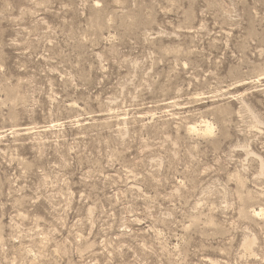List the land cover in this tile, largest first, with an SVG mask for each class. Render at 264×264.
<instances>
[{"label":"rangeland","instance_id":"1","mask_svg":"<svg viewBox=\"0 0 264 264\" xmlns=\"http://www.w3.org/2000/svg\"><path fill=\"white\" fill-rule=\"evenodd\" d=\"M0 264H264V0H0Z\"/></svg>","mask_w":264,"mask_h":264},{"label":"bare ground","instance_id":"2","mask_svg":"<svg viewBox=\"0 0 264 264\" xmlns=\"http://www.w3.org/2000/svg\"><path fill=\"white\" fill-rule=\"evenodd\" d=\"M210 125H208L207 126V128H206V130H210V127H209ZM196 127H198V126H196V125H191V127H190V129H193V130H195L196 131ZM257 213V212H256Z\"/></svg>","mask_w":264,"mask_h":264}]
</instances>
